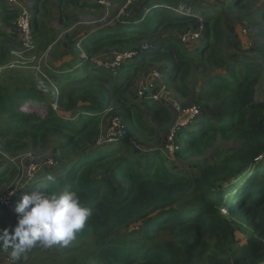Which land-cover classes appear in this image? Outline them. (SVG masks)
I'll return each mask as SVG.
<instances>
[{"label": "trees", "instance_id": "16d2710c", "mask_svg": "<svg viewBox=\"0 0 264 264\" xmlns=\"http://www.w3.org/2000/svg\"><path fill=\"white\" fill-rule=\"evenodd\" d=\"M51 1L33 3L34 34L42 38L44 53L56 40L41 32L39 17ZM254 1L204 8L196 0H144L131 17L87 35L83 53H71L44 69L46 78L39 79L46 85L47 78L52 81L55 97L37 93L38 83L17 82L0 89V154L13 160L28 148L43 149L54 142L56 153L65 159L60 169L46 171L25 187L18 182L21 167L0 157V196L13 193L11 205L16 206L23 195L36 191L77 192L92 215L69 245L96 240L81 264H264V97L256 100L264 83V33L249 54L229 42L231 36L236 44L238 37L233 38L227 21L237 7L250 12ZM55 2L62 22L71 9L102 7L84 0ZM4 4L1 0L0 16L12 26L19 11ZM260 18L264 21V2ZM191 28L199 31L195 48L178 38ZM145 42L152 46L143 49ZM113 48L136 54H127L115 67L95 62ZM150 62L165 63L163 80L183 96L191 94L194 74L221 71L207 78L195 99L199 114L175 126L170 140L176 158L200 160L197 170L170 167L162 137L153 148L143 142L155 140L159 133L145 120L147 113L159 127L173 123L170 110L153 95L145 94V109L128 99L134 78ZM159 89L154 82L152 92ZM52 101L73 118L56 115ZM27 104H42L48 115L22 111ZM121 104L125 132L101 141L103 117ZM218 140L227 147L209 156ZM49 175L55 183L48 181ZM15 224L10 208L0 204V229L11 230ZM56 248L59 253L65 247ZM11 251L0 242V255ZM39 253L47 251L37 245L12 264H23Z\"/></svg>", "mask_w": 264, "mask_h": 264}, {"label": "rangeland", "instance_id": "374dc122", "mask_svg": "<svg viewBox=\"0 0 264 264\" xmlns=\"http://www.w3.org/2000/svg\"><path fill=\"white\" fill-rule=\"evenodd\" d=\"M1 1V0H0ZM36 0H19V3L23 6L29 7L34 12V5ZM144 0H84L85 3L95 5L99 3L102 5L100 10H75L69 11V18L66 21H60L58 10L56 7L55 0H52L46 6V12L40 13L41 19V32L52 35L56 40L49 47L48 51L40 50L39 44L42 41L39 33H35V40L38 50L40 53H33L28 50L26 45L21 42V36L17 29L16 23L19 15L11 23L12 26L6 24L3 18L0 16V45L3 41L4 47L3 52L0 55V89L6 88L9 85L15 83H21L26 85H35L38 83L41 74L44 75V69L48 67L57 66L62 58H67L71 53L76 52L79 55L83 52L77 47V43L85 38L92 32H98L105 29H109L118 24L122 19L131 17L139 9L140 5ZM190 1V0H188ZM192 1V0H191ZM195 1V0H193ZM197 3L203 5L204 8L207 6H217L223 8L230 4L232 0H196ZM4 5L10 6L9 0H3ZM264 1H254L253 8L249 10H242L239 7L233 9L235 12L227 15L228 25L234 31L233 40L229 37V42L236 45V48L249 51L256 47L260 42L259 34L264 33V21L260 18L261 5ZM44 5V4H43ZM40 4V9L43 8ZM15 7V6H14ZM255 21V22H254ZM202 28V27H201ZM199 31L195 28L187 30L183 35L178 36L182 42L190 47L195 48L198 45ZM50 39V38H49ZM189 43V44H188ZM151 43L145 42L143 49L150 48ZM2 47V46H0ZM233 53V51H230ZM15 54V55H14ZM127 54L134 56L136 52H126L121 48H113L104 53H100L95 59V62L100 65L103 62L107 65L115 67L116 61L123 58ZM67 56V57H66ZM64 58V59H65ZM14 64L15 67H11ZM165 66V63H148L147 67L139 73L138 77L134 78V84L129 92L128 99L134 104H138L143 108V101L145 100V94L153 95L152 98L157 103L163 104L173 115V123H165L159 127L156 122H152L149 113H147L145 120L150 125L155 127L159 133L155 140L143 141L147 145L155 147L158 138L162 137L161 145L164 146V150H167V159L170 167L177 170H197V166L200 164L198 159H178L174 156L175 145L170 140L173 139V129L177 125H184L188 121L190 122L193 116L191 110L195 108V99L203 91L206 80L208 77L213 76L221 71L216 69L201 70L200 72L193 75L190 79L191 94L189 96H183L179 94L172 84L165 82L160 72ZM36 80V81H35ZM47 92L43 93L48 95L49 99L55 97L57 90L51 83L52 81L48 78ZM154 82H158L160 89L157 93L152 92V85ZM44 80H40L39 84L44 85ZM52 84V85H51ZM37 86V84H36ZM37 88V87H36ZM40 93L39 89L36 90ZM264 97V83H262L257 89V101H262ZM56 103L52 101L53 105ZM28 113H36L40 117L44 118L48 115L47 107L42 104H27L23 107ZM124 105H118L113 112L106 113L102 120V138L109 139L115 133H124V125L122 123V115L124 113ZM56 115L65 116L67 118H73L72 114H66L58 106L57 110H54ZM195 117V116H194ZM122 123L123 129L121 131H114V123ZM188 122V123H189ZM170 130V133H167ZM125 135V134H123ZM168 137L169 143H165V137ZM227 144L221 140L216 141L214 147L208 152L209 156H213L218 152L219 148L225 150ZM57 144L51 143L43 149H27L22 151L18 158L11 160L6 155H1V159L6 161H12L21 167V175L19 176L18 182L25 187L29 185V181L36 179L37 177L43 176L46 171L53 168L62 167L65 163L63 155L59 152L56 153ZM2 152V151H1ZM4 161H0V163ZM51 162V163H50ZM35 167V169H34ZM60 169V168H57ZM6 191L0 196V204L10 208L12 217L14 218V224L16 222V214L14 213V205H11L12 194L6 195ZM96 242L94 238H89L83 244H71L65 247L61 252L55 253L57 245L45 248L46 254L39 253L34 259L23 261V264H81V259L85 252H88L92 245ZM246 242V241H245ZM76 247H81V251L78 253L73 252ZM82 254V255H81ZM81 258L77 263L79 256ZM2 264H12L13 260L10 254L2 253L0 255Z\"/></svg>", "mask_w": 264, "mask_h": 264}, {"label": "clouds", "instance_id": "9594fccd", "mask_svg": "<svg viewBox=\"0 0 264 264\" xmlns=\"http://www.w3.org/2000/svg\"><path fill=\"white\" fill-rule=\"evenodd\" d=\"M8 7L12 8V10L15 9L19 11V18L16 23L18 30V23L23 11L27 10L29 12L31 16L30 23L33 44L35 46L34 53H37L38 46L35 40L32 10H30L29 7L21 5L19 0H17L16 4L10 3ZM83 39L77 43V47L81 51ZM21 42H23L22 38ZM122 59L123 58L117 60L115 65L118 66ZM41 76L46 78L45 72L44 75L41 74ZM40 80L43 79H39V81ZM57 108L58 105L54 103L53 109L57 110ZM22 111L26 112L24 109ZM103 139L104 138L101 137V141H108L113 139V136L109 139ZM98 142L100 143V141ZM47 179L55 183V178L53 176L49 175ZM9 194H12L13 198V193ZM14 213L16 214V224L14 228L11 230L0 229V242H2L5 250L8 248L12 249L10 255L13 261L18 259L21 253L37 245L44 248H49L57 244L67 247L76 238L77 234L85 228L86 222L92 215L91 209L84 206L81 202L79 194L68 189L51 194L41 191L25 194L15 206Z\"/></svg>", "mask_w": 264, "mask_h": 264}, {"label": "built area", "instance_id": "2783aa9c", "mask_svg": "<svg viewBox=\"0 0 264 264\" xmlns=\"http://www.w3.org/2000/svg\"><path fill=\"white\" fill-rule=\"evenodd\" d=\"M10 3L12 4H16L17 0H10ZM31 16L29 14V12L27 10H24L19 23H18V27H19V33L20 36L23 40V43L26 45V47L28 48V50L32 51L34 53L35 51V46L33 44V38H32V31H31ZM44 85H40L39 84V90H41V92H47V87L45 85V83H43ZM191 114L192 116H196L199 114L198 109L195 107L191 110ZM114 131H120L122 130V126L120 124V122H115L114 123V127H113ZM116 134V133H115ZM114 136V134L112 135ZM104 140V139H103Z\"/></svg>", "mask_w": 264, "mask_h": 264}]
</instances>
